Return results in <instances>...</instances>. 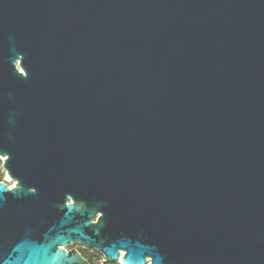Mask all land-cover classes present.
<instances>
[{
  "label": "water",
  "instance_id": "water-1",
  "mask_svg": "<svg viewBox=\"0 0 264 264\" xmlns=\"http://www.w3.org/2000/svg\"><path fill=\"white\" fill-rule=\"evenodd\" d=\"M0 159V264H264V0H0Z\"/></svg>",
  "mask_w": 264,
  "mask_h": 264
},
{
  "label": "built area",
  "instance_id": "built-area-1",
  "mask_svg": "<svg viewBox=\"0 0 264 264\" xmlns=\"http://www.w3.org/2000/svg\"><path fill=\"white\" fill-rule=\"evenodd\" d=\"M80 246L83 247V248H85V249H87L89 251L86 254V257H84V258H86L88 260V263L89 264H121L120 261H119V259H116V260L107 259L106 257H104L101 253H99L95 249L93 250L91 248H88L87 246H85L83 244H81ZM78 251H80V250H78ZM120 254H121V252H120ZM147 264H148V262H147Z\"/></svg>",
  "mask_w": 264,
  "mask_h": 264
},
{
  "label": "rangeland",
  "instance_id": "rangeland-1",
  "mask_svg": "<svg viewBox=\"0 0 264 264\" xmlns=\"http://www.w3.org/2000/svg\"><path fill=\"white\" fill-rule=\"evenodd\" d=\"M0 172H1V180L4 181L8 186L13 185L12 179L8 178L7 174L5 171H2V167L0 166ZM81 244H73V245H68L66 246L68 249L70 248H76L77 250H81L82 252L84 251L86 254L89 252L87 249L83 248L80 246Z\"/></svg>",
  "mask_w": 264,
  "mask_h": 264
},
{
  "label": "trees",
  "instance_id": "trees-1",
  "mask_svg": "<svg viewBox=\"0 0 264 264\" xmlns=\"http://www.w3.org/2000/svg\"><path fill=\"white\" fill-rule=\"evenodd\" d=\"M0 166H1V159H0ZM0 180H1V172H0ZM80 252H81V254H82L83 257H86V253H85L84 251L82 252V251L80 250Z\"/></svg>",
  "mask_w": 264,
  "mask_h": 264
},
{
  "label": "bare ground",
  "instance_id": "bare-ground-1",
  "mask_svg": "<svg viewBox=\"0 0 264 264\" xmlns=\"http://www.w3.org/2000/svg\"><path fill=\"white\" fill-rule=\"evenodd\" d=\"M9 178V177H8Z\"/></svg>",
  "mask_w": 264,
  "mask_h": 264
}]
</instances>
